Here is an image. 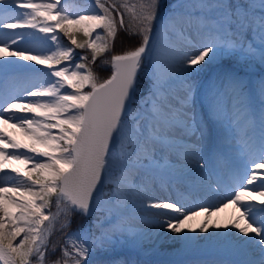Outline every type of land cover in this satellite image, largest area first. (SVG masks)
I'll list each match as a JSON object with an SVG mask.
<instances>
[{"label": "snow or ice", "instance_id": "obj_1", "mask_svg": "<svg viewBox=\"0 0 264 264\" xmlns=\"http://www.w3.org/2000/svg\"><path fill=\"white\" fill-rule=\"evenodd\" d=\"M158 5L159 0H147L137 13L135 5L118 7L112 0H94L92 12L73 16L61 6V0H0V32L36 29L45 34L13 33L12 44L17 43L14 37L25 36L39 43L11 51L10 45L0 40L2 264H33V257L35 264H45L49 237L60 215L64 217L61 227L67 228L73 214L89 217L102 210L111 218L110 227L98 218L95 226L102 229L100 235L86 240L82 234L89 233L91 225H82L68 235L61 249L63 264L69 260L72 264H92L88 257L97 246L104 249L117 242L113 239L117 233L133 232L125 227L126 213L135 206L131 197L144 190L150 178H184L186 165L170 162V154L178 159L191 157L197 170L206 171L209 161L200 157L198 142L209 127L218 129L225 138L238 137L244 154L231 173L226 198L215 205L191 208L171 199L153 200L142 207L168 210L153 215L168 217L167 228L180 233L187 221L202 213L212 215L211 208L218 211L229 203L237 205L241 215L232 224L237 232L227 234L237 236L232 247L247 255V248L241 246L259 245V255L249 256L243 264H264V176L259 177V187L248 188L257 182V170H264V79L255 91L245 80L249 75L246 69L257 64L264 67V0H179L157 21ZM120 7L138 21L136 31L125 30L138 36L140 43L112 55L113 74L98 82L87 63L81 62L88 61V56L80 55L72 63L74 52L89 49L94 63L98 55L108 51L118 31L125 28ZM53 33H63L70 45L63 44L58 34L49 35ZM77 33H83L84 42L77 40ZM189 46L195 52H189ZM32 51L35 54H27ZM21 60L34 64H21ZM145 61L148 94L140 107L133 109L137 73ZM205 62L218 66L217 82L205 93L201 104L204 115L198 118L192 113L194 89L190 80L205 70L196 67ZM177 82L182 95L175 93ZM86 87L91 90L84 91ZM190 137H196V142ZM102 176L105 184L114 186L111 193L103 192V186L97 191ZM102 195L107 196V208L101 206ZM52 197L57 198L56 216L44 211ZM208 227L205 222L200 231L207 232ZM21 234L23 238L14 243ZM241 236L249 238L242 240ZM142 238V234L137 235L133 243L139 244ZM182 239L192 242L195 238ZM51 250L55 253L54 245ZM51 264H61V259Z\"/></svg>", "mask_w": 264, "mask_h": 264}, {"label": "bare ground", "instance_id": "obj_2", "mask_svg": "<svg viewBox=\"0 0 264 264\" xmlns=\"http://www.w3.org/2000/svg\"><path fill=\"white\" fill-rule=\"evenodd\" d=\"M21 10V9H17ZM36 29H3L0 32V40H4L10 45L9 50H15L17 47H27L29 45H35L39 43L31 36H25L24 39L19 37H14L17 40L16 44H12V34L13 33H34L35 36H38ZM3 33H8V36H5ZM54 35V34H49ZM40 37V36H38ZM177 42L180 43L177 38ZM0 47H3V44H0ZM195 48L188 47L189 52H195ZM27 54H35L29 52ZM6 59L19 60L18 57H8ZM21 64H34V62L19 61ZM215 65H206L202 63L197 65V68L205 69L202 72L197 73L192 77L191 80L200 79L204 72L213 68ZM37 68H42L43 66L35 65ZM256 67V65H255ZM45 71L47 69H44ZM65 91H71L66 89ZM36 99V98H29ZM9 114H5L7 117ZM25 115V114H18ZM30 115V114H28ZM0 127L4 125L0 124ZM11 131V129H9ZM55 132V130H53ZM219 131L210 132L207 130L204 137L201 138L198 142V147L202 149L200 151V157L204 161H209L207 164L206 170L210 169V164L213 158L222 155L227 148H224L222 141H235L240 144L239 138L236 139L220 137ZM19 138H23L17 133ZM199 134H197L198 136ZM192 142H196V137L189 138ZM241 145V144H240ZM234 148V147H233ZM239 152L241 151V146L236 148ZM9 151H13L9 149ZM21 151H24L21 149ZM242 152V151H241ZM243 154V152H242ZM30 155V154H28ZM172 154L169 155V158ZM244 155V154H243ZM36 159H43L42 157H36ZM182 163L180 165H186L184 174L195 171V175L188 177L186 180L180 179H166V178H151L146 182L147 186L144 190L138 192V196H133L132 199L135 200V206L130 207L126 213L127 220L125 223L126 228H131L132 233L121 234L123 238L129 235L132 236L129 241L125 242L124 245L112 254H108L107 258L96 256V254H90L95 262L103 259H107L114 264H123L119 261L121 254L123 256L130 258L134 254L137 258L148 262L149 264H165L170 262L171 264H243V261L249 256L256 257L259 255V245L252 246H241L247 248V255L239 250H234L232 244L237 241V236L227 235L236 233L237 230L232 227V224L240 217L241 210L237 205L228 204L226 207L221 206L218 211L214 208H211L210 211L213 212L212 215L201 214L193 218L192 220L187 221L184 226V229L180 233H173L169 228H167L166 216H155L153 213L164 212L168 210L161 209H152L144 208L142 205H147L153 200L167 201L171 200H181L189 208L210 204L215 205L221 203L223 199L228 195L229 188L227 187L230 183L217 185L216 180L210 175H206L205 171H197L196 166L189 165L188 163H196V160L189 157L187 159H180ZM171 162V161H170ZM17 167L23 168V165H15ZM5 172H10V169H5ZM190 172V173H189ZM257 172H260L264 176V170L258 169ZM12 176H15V173H11ZM260 176L255 184L249 185L248 188H257L260 185ZM23 179V177H20ZM211 181H214L217 186H214ZM188 196V199L186 197ZM191 197V200L190 198ZM104 205V201L102 202ZM109 207V205H106ZM259 206V205H258ZM44 211H46L44 209ZM47 213V212H46ZM170 215L175 216V213H170ZM173 222H175L173 220ZM209 223L208 231L201 232L200 228L205 223ZM161 224H164V227L161 228ZM244 221H241L243 226ZM216 225L221 227L217 228ZM228 225L227 228L223 227ZM194 229V231H193ZM219 233L220 235H216ZM142 234L143 238L139 244H134L133 241L136 239L137 235ZM254 235L252 233L249 234ZM183 237H193L195 238L192 242H185ZM249 237L241 236L240 239L247 240ZM2 264V262H0Z\"/></svg>", "mask_w": 264, "mask_h": 264}, {"label": "rangeland", "instance_id": "obj_3", "mask_svg": "<svg viewBox=\"0 0 264 264\" xmlns=\"http://www.w3.org/2000/svg\"><path fill=\"white\" fill-rule=\"evenodd\" d=\"M35 2H40V0H35ZM112 2H115L118 5V7L123 5V4H127L129 7L135 5L136 11L138 13L140 5L142 3H146L147 0H112ZM178 3H179V0H159V5L157 8V13H156L157 21L160 20L162 16H166L169 12H171L173 10V8ZM61 6L66 8L69 15L76 16V15H79V14L84 13V12H89V13L92 12L94 9V0H61ZM25 11H28V10H26V9L18 10V12H21V13H23ZM123 11H125V9L123 7H120V12L123 13ZM127 14H128V21L132 24L131 26H132L133 30L136 31L137 26H138V21H136L132 18V15L130 14V12H127ZM113 15H117V13L114 12ZM117 19H118V17H117ZM155 25H156V22L154 21V25H153L154 32H155ZM118 27H119V25H118ZM97 31L100 32L102 30H97ZM191 32H192V35L195 36V30L193 29V30H191ZM36 33L40 37H43L45 35L44 33L38 32V30L36 31ZM53 34L54 35L58 34L61 37L63 44L70 45V42L67 40V37L63 36V33H53ZM93 36H95V33H93ZM37 44L38 43H36L35 45H29L27 47H35ZM109 50H111V47ZM32 52L35 53L34 51H32ZM80 55H87V53H85L84 51L80 52L78 49H75V52H74L75 59L72 61V63H75L77 60H79ZM110 58H111V56H110ZM89 59H90V56H88V60ZM81 62H83V61H81ZM106 62H109L108 58L106 59ZM144 63H146V61L142 63V67H141V70L139 71V74H138L139 76L137 79V85L140 84L142 87L139 88V90L137 87V92L135 95V103L132 105L133 109H137L140 107V102H141L142 98L147 96L148 90H149V88H148L149 82H148L147 77L144 75ZM61 66H63V65H61ZM205 70H206V68H205ZM245 71L249 73V75L245 76V80L250 81L249 87L255 91L256 89H258L259 81L261 79H264V67L257 64L256 67L253 66L251 69H246ZM217 72H218V66L215 65L213 68L204 72V74L200 77L199 80H197V82L194 79L190 80V83L194 89L192 113L194 115H196L198 118H200L204 115V110L202 109L201 104H202L205 93L211 92L214 82H217V80H216ZM90 90L91 89L87 88V87L84 89V91H86V92L90 91ZM246 91H247V89H246ZM175 93L179 94V95L183 94L181 91V85L178 82L175 85ZM175 102L176 101H174V103ZM208 131L213 132V131H219V130L214 128V127H209ZM219 135H220V137H224L221 133H219ZM222 143H223V145H233V146H234V144H238L237 142H234V141L233 142L222 141ZM200 151H202L201 148H200ZM232 152L234 154H238V152L235 150H233ZM29 154L32 155L31 153H29ZM174 159H175V155L172 154L170 156L169 160L172 163H175ZM193 163H189V164L193 165ZM221 168L225 171L224 173H226V174L228 173L227 169H225L224 167H221ZM257 173L259 176H261L263 174V173H259V172H257ZM105 185H106V188L103 192L111 193L113 191L114 186L112 184H105ZM138 195H139L138 193L133 194V196H138ZM133 196L131 198H133ZM105 200H107V196L102 195L100 197L102 208H107V206L102 203ZM60 207L62 208V207H64V205L61 204ZM45 210H46L45 214H51L52 216H56V214L58 212L57 198L56 197L51 198V204L49 207L45 208ZM101 212L105 213V217H104L105 220L103 221L105 224V227H110V224L108 223V221L111 218L108 217L107 212L102 211V210L94 211V213H98V214ZM75 214H73L71 219L74 217ZM74 219H75V221H73V219H72L71 226L67 227V228L61 227V224L63 223V220H64L63 215H60L58 217V219L55 221L53 229H52V234L49 237V244H48V250L46 252L45 264H51V262H52L51 259H53V260L61 259V264H63V257H62L61 249L65 246V241H66L68 235H70L73 232H76L79 229V228L75 229V226H76L77 222L80 221V219L78 217H74ZM95 222H96V219L91 218L90 223H88L87 225H84V226L91 225V231L89 233H83L82 234L84 239L87 240L89 238V236H92L94 238V237H97L100 235L102 229L96 227ZM44 226L45 227L48 226V221H45ZM125 237L126 238H123V236L121 234L117 233L113 237V239L117 241L116 243L108 245L104 249L97 246L92 251L91 254H96V256H99L101 258H103V257L107 258L108 254L109 255L112 254V252H114L115 250L118 251V249L121 248L125 242L129 241L132 236L127 235ZM22 238H23V234H21V236L17 237V240L14 241V243H19V241ZM53 245L55 246V249H56L55 253H52V250H51ZM69 251H72V249L69 248ZM118 257H119L118 258L119 261L122 262L123 264H149L148 262H145V261L137 258L134 254H132L130 256V258H128L126 256L124 257L122 254H121V256H118ZM91 258H92L91 256L88 257V259L93 264L94 261ZM32 259H33V264H35V257H33ZM113 262H111L107 259H103V260H99V261L95 262V264H114ZM68 264H72V261L69 260ZM84 264H86V262H84ZM165 264H171V263L166 262Z\"/></svg>", "mask_w": 264, "mask_h": 264}, {"label": "trees", "instance_id": "obj_4", "mask_svg": "<svg viewBox=\"0 0 264 264\" xmlns=\"http://www.w3.org/2000/svg\"><path fill=\"white\" fill-rule=\"evenodd\" d=\"M125 25L127 29L131 30V25L129 24V21H127L126 18H125ZM77 36L79 42H84V40L86 39V37H84V35L81 33H77ZM139 43L140 40L138 36L130 35L129 31H123L120 29L118 31L117 38L113 43L114 45L112 47V54H120L128 50L134 49L139 45ZM80 50L83 51L86 49H80ZM104 54L105 53L103 52L100 55H98L96 57L95 62L92 63V65L88 64L89 66H91V69L99 82L106 80V78H108V76L111 74V67L109 65L108 66L104 65V58H105Z\"/></svg>", "mask_w": 264, "mask_h": 264}, {"label": "water", "instance_id": "obj_5", "mask_svg": "<svg viewBox=\"0 0 264 264\" xmlns=\"http://www.w3.org/2000/svg\"><path fill=\"white\" fill-rule=\"evenodd\" d=\"M101 186H103V188H104V177H103V176L101 177V185H98V186H97V191H100ZM93 195H94V200H95V198H96V197H95L96 194L94 193Z\"/></svg>", "mask_w": 264, "mask_h": 264}]
</instances>
